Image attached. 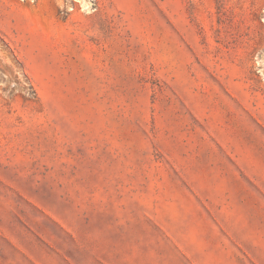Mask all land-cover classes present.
I'll return each instance as SVG.
<instances>
[{"label": "rangeland", "instance_id": "1", "mask_svg": "<svg viewBox=\"0 0 264 264\" xmlns=\"http://www.w3.org/2000/svg\"><path fill=\"white\" fill-rule=\"evenodd\" d=\"M88 4L0 0V264H264V0Z\"/></svg>", "mask_w": 264, "mask_h": 264}, {"label": "clouds", "instance_id": "2", "mask_svg": "<svg viewBox=\"0 0 264 264\" xmlns=\"http://www.w3.org/2000/svg\"><path fill=\"white\" fill-rule=\"evenodd\" d=\"M79 2L81 3V4H86V5H88V8L90 9V4H88V0H79ZM83 10V9H82Z\"/></svg>", "mask_w": 264, "mask_h": 264}]
</instances>
